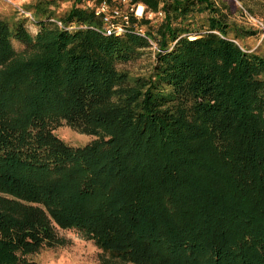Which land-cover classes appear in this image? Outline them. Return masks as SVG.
I'll list each match as a JSON object with an SVG mask.
<instances>
[{"label":"trees","instance_id":"1","mask_svg":"<svg viewBox=\"0 0 264 264\" xmlns=\"http://www.w3.org/2000/svg\"><path fill=\"white\" fill-rule=\"evenodd\" d=\"M98 1L0 16V264H39L55 227L103 264H264L259 32L233 1L133 0L143 16L105 35ZM148 48L145 72L119 66ZM62 123L93 138L72 146Z\"/></svg>","mask_w":264,"mask_h":264},{"label":"rangeland","instance_id":"2","mask_svg":"<svg viewBox=\"0 0 264 264\" xmlns=\"http://www.w3.org/2000/svg\"><path fill=\"white\" fill-rule=\"evenodd\" d=\"M31 0H0V16L16 14L25 16V3ZM227 3L233 1L236 12L230 15L229 19L235 20L239 24L251 27L259 33L244 39V42L251 47L264 42V0H245V3L238 0H223ZM246 6V7H245ZM250 7L255 16L247 10ZM17 50L23 48V44L14 43ZM147 52L127 63L119 66L129 69L133 73L145 72L148 65L153 60V49L148 48ZM54 132L65 142L72 146H80L88 143L93 137L72 129L65 123L57 126ZM57 236L63 240L62 244L54 247H43L30 257L39 264H103L102 257L107 258L101 249L97 248L93 242L86 239L83 233L75 230L61 229L55 227Z\"/></svg>","mask_w":264,"mask_h":264},{"label":"built area","instance_id":"3","mask_svg":"<svg viewBox=\"0 0 264 264\" xmlns=\"http://www.w3.org/2000/svg\"><path fill=\"white\" fill-rule=\"evenodd\" d=\"M144 13L145 6L133 0H99L95 7V15L100 17L102 22L101 32L105 35H120L128 32L131 14L139 19ZM147 14L150 16L152 13ZM158 14L161 15V12ZM25 15L29 13L25 11ZM58 25L61 26V23L58 22ZM134 32L145 36L143 28L138 25L134 27Z\"/></svg>","mask_w":264,"mask_h":264}]
</instances>
